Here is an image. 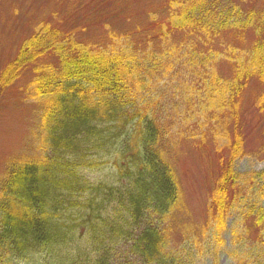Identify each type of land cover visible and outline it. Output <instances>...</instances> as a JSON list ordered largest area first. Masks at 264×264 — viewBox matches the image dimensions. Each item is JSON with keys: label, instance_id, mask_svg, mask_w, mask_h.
<instances>
[{"label": "trees", "instance_id": "trees-1", "mask_svg": "<svg viewBox=\"0 0 264 264\" xmlns=\"http://www.w3.org/2000/svg\"><path fill=\"white\" fill-rule=\"evenodd\" d=\"M162 14L134 47L42 23L3 67L6 86L57 57L34 68L28 144L0 175V264H264V169L234 168L241 134L218 156L199 226L180 214L169 161L195 130L213 143L235 130L244 92L264 111V0H167ZM205 114L215 125L183 127Z\"/></svg>", "mask_w": 264, "mask_h": 264}, {"label": "rangeland", "instance_id": "rangeland-1", "mask_svg": "<svg viewBox=\"0 0 264 264\" xmlns=\"http://www.w3.org/2000/svg\"><path fill=\"white\" fill-rule=\"evenodd\" d=\"M166 2L167 0H0V74L5 70L3 67L16 57L25 40L42 23L57 25L66 32L72 31L74 39L89 46L111 44L112 39L107 37L116 39L118 35L121 42L132 43L131 47H134L136 37L140 42L144 36L149 35L148 32L141 36L142 32L152 31V16H163ZM135 47L138 48L139 45ZM56 61V55L50 51L27 67H21L11 83L6 86L0 84V175L7 158L15 152L18 154L28 144L29 128H32L36 116L29 88L35 76L34 68L45 62ZM244 93L235 108L238 115L235 130L233 123L227 122L223 126L226 137L222 136L223 139L219 138L214 143L210 139L201 141V131L195 130L194 137L198 136L199 140L178 138L170 152L169 161L177 172L182 195L180 214L187 215L193 225L199 226L204 220L209 187L219 165L218 156L226 152V141L228 143L232 140L234 131L241 134L242 146L241 154L234 161V168L239 171L264 169V151L259 148L264 141V111L252 107L250 91L245 96ZM207 116L208 114L200 115L196 119L184 121L183 127L186 123L189 126L195 125L200 130L207 128V125L212 127L215 125V118L207 119ZM200 123L203 127L199 126ZM79 242L81 248L86 247L85 241ZM55 248L54 257L69 253L59 245ZM226 258V255H222V264L227 262ZM204 259L196 260L195 264H210L209 260ZM30 260L36 262L37 258L31 254ZM5 264L8 262L5 261Z\"/></svg>", "mask_w": 264, "mask_h": 264}]
</instances>
